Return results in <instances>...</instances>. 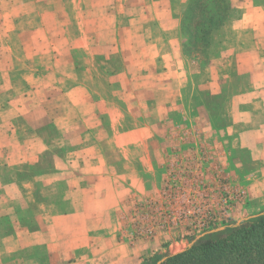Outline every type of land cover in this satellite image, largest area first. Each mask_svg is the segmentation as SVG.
Masks as SVG:
<instances>
[{
    "label": "crops",
    "instance_id": "1",
    "mask_svg": "<svg viewBox=\"0 0 264 264\" xmlns=\"http://www.w3.org/2000/svg\"><path fill=\"white\" fill-rule=\"evenodd\" d=\"M225 1L229 5L225 27L236 31L239 41L241 33L250 28L255 56L261 65L264 64L262 0ZM187 2L0 0V57L11 62V67L4 73L20 70L28 90L23 92L20 103L15 105L17 114H24L43 101L49 103L56 95L66 103L69 114H73L70 123L60 132L62 138L71 136L78 141L76 147L65 153L66 167L71 174L63 184L68 192L79 191V194L66 199L61 213H80L87 226L86 233L92 232L88 236L87 248L94 251L97 260L90 264H141L145 258L148 260L157 254L164 257L165 242L176 239L182 232V228L172 226L167 232L157 230L148 237L131 239L130 236L137 205L148 194L155 195L161 190L167 176L164 170L176 159V151H170L165 136H177L168 128L179 118L172 111L181 104L180 101L174 104L166 100L152 103L137 94L158 88L159 82L147 81L146 76L163 72L174 74L178 79L183 72L181 68L186 59L181 44L185 36L180 22ZM134 7L143 14L150 8L151 15L149 19L140 20L136 24L137 31L129 35L128 47L122 54L125 58L121 59L118 73L125 77L122 91L114 98L104 99L101 91L94 87L97 65L91 60L99 51L92 49L102 34L113 30V37L106 43L107 51L110 56L123 53L119 48L123 40L121 32L123 29L131 30L130 13ZM145 30L153 33L143 37L145 44H135L138 34H145ZM81 49L86 50V55L82 58L83 62L78 63L74 52ZM192 61L196 62L195 59ZM3 71L0 69L1 73ZM115 75L118 76L107 75V79ZM244 86L248 88L247 84ZM254 88L264 94V83ZM177 89H181L179 82ZM97 100L103 101L102 111L96 108ZM232 100L237 103L231 114L232 121L226 125L225 132L223 129L220 133L223 141L230 134L235 135L239 144L234 160L236 173L233 177L229 173L224 175L230 184V179L233 181L236 177L237 187L245 193L239 205L241 208L232 213L238 221L242 216L264 214V98L248 99L247 102L244 99L241 103L240 99ZM5 104L0 101V108ZM27 104L29 107H26ZM239 104L247 111L240 110ZM83 108L85 110L80 114ZM207 110L210 116L215 112L212 105ZM123 123L131 124L116 129ZM99 131H103L102 136ZM107 148L125 149V163L109 161ZM246 148L249 149L248 155L245 154ZM128 158L139 159L143 167L153 174L162 169L153 187L152 182L147 183L149 180L141 178L130 167ZM209 169L217 171L219 165L212 162ZM205 180L213 183L214 175H207ZM57 184L51 181L43 186L47 190L45 198L57 194ZM12 198H0V217L14 213L12 208L17 209V198ZM11 200L13 207L6 205ZM45 213H52L50 204ZM123 213H129V216ZM225 227L217 226L214 231ZM46 234L41 227L30 230L26 245L30 254L24 255L25 249L21 248L17 261H22L24 256L25 264H88L78 258L82 254L81 247L74 249L75 260L68 261V258L59 256L55 261H44L34 248L45 244L49 254L52 253L55 258L59 254L58 246L48 242ZM151 255L154 256L149 257Z\"/></svg>",
    "mask_w": 264,
    "mask_h": 264
},
{
    "label": "rangeland",
    "instance_id": "2",
    "mask_svg": "<svg viewBox=\"0 0 264 264\" xmlns=\"http://www.w3.org/2000/svg\"><path fill=\"white\" fill-rule=\"evenodd\" d=\"M262 2L264 4V0ZM140 13L142 11L134 7L130 13L133 23L131 30L123 29L121 32L123 40L119 48L123 53L118 52L116 55L110 56L107 51L109 48L106 47L108 46L106 43L111 39V36L113 37V30L102 34L98 38L95 48L92 49V51H99L95 56L112 59L109 63L110 69H116L121 65V59L125 58L122 54L128 47L129 35L138 29L136 24L140 20L150 18V8L145 11V14ZM222 31V35L215 36V40L220 42L212 50L217 51L215 56L194 58L183 54L186 60L182 64L181 71L183 70V72L180 73L179 80L174 74H164L163 72L151 75V77L146 76L147 81L159 82L158 88L153 87L147 92L140 91L137 94L139 98L152 103L163 100L174 104L177 101L181 102L180 106L172 111L175 115H179V118L171 123L173 125L168 128L173 133L176 132L177 136L170 138L165 136L170 151H176L174 153L176 159L167 166V170H164L165 175L172 172L184 177L188 173L186 169H183L186 161L189 160L194 167L195 159L199 156L204 158L202 168L205 176L214 175L218 172L221 175L229 173L233 177L236 173L234 160L239 144L233 134H230L226 141H223L220 132L223 129L225 132L226 125L232 121L233 108L237 107V103L232 99H240L241 103V100L244 99L247 102L248 99L264 98V94L254 88L264 83V64L261 65L255 56L252 41L253 33L250 28L241 33L240 41L236 31L230 29ZM152 33L153 31L148 30H145V34L139 33L135 44H145L143 37ZM220 49L223 50L220 51ZM85 51L81 49L74 52L78 63L83 62L82 58L86 55ZM101 51L102 53H100ZM194 59L196 62L192 61ZM96 60L98 63L102 62L95 57L91 61L95 62ZM9 67H11V62L0 57V69L4 70L3 73L0 72V101L6 103L0 108V198H17V209L13 210L12 208L14 213L0 217V264H25L24 256L21 257L22 261H17L20 257L19 252L22 248V250L25 249L24 255L30 254V249L26 246L29 241L28 233L30 230L39 227L46 230L48 242L56 244L59 251L57 258H55L52 253L47 252L45 244L34 248L35 253L43 256L44 261H55L59 256L63 259L66 258V260L68 258V261L75 260L77 255L74 249L81 247L83 248L82 254L78 258L82 261L85 260L88 264L95 262L97 257L94 251L87 248L89 246L88 236L92 232L86 233L87 226H85L84 219L80 218L81 214L61 213L66 199L79 194V191L68 192L65 184H63L71 174L66 167L65 153L67 150L76 147L78 141L71 136L62 138L60 132L63 127L70 123L73 114H69L66 110V103L59 100L58 95L49 103L43 101L38 107L26 113L17 114L15 105L20 103L21 95L28 90L25 89L27 86L25 85V87L23 84L20 70L4 73ZM259 67L261 72H259ZM124 82L125 77L121 74L107 79V75L100 73L94 87L101 91L104 99H110L122 91L121 87ZM178 82L181 84L180 90L177 89ZM245 84L248 85V88H245ZM223 99L224 102L222 103ZM221 103L222 106H220ZM102 104L103 101H96V108L99 111H102ZM209 105H212L215 111L211 114L212 116L207 110ZM26 107L29 105L27 104ZM239 107L240 110L247 111L245 106L242 107L239 104ZM84 110V108L81 109L80 114ZM129 124L131 123H123V125H118L116 129L119 130ZM102 134L103 131H99V135L102 136ZM158 143L156 141L157 145ZM125 151V149L107 148L106 153L109 154V161H118L120 164L125 163ZM245 151V154L248 155L249 149ZM128 161L130 167L138 172L141 178L149 180L147 183L152 182L153 187L162 169L153 174L143 167L139 159L128 158ZM212 162L219 165V170L211 171L209 169ZM155 164L158 165L156 162ZM162 165L161 163V168ZM123 169H125L124 166ZM51 181L58 183L57 194L47 199L45 198L47 190L43 186ZM179 181L182 184L184 180L181 178ZM230 182L232 187L238 188L236 177L233 178V181L230 179ZM162 188L160 189L162 190ZM161 190L155 195L148 194L145 200H141L137 205V213H134V225L130 235L131 239L145 237L139 234L138 230L158 221L159 213H157L156 206L163 200ZM12 204V200L6 202L9 207H13ZM49 204L52 213H45ZM165 204L162 202V206ZM240 208L241 206H238L235 210ZM123 214L126 217L129 216V213ZM247 218L251 217L242 216L237 221L232 214L218 226H233ZM130 223L132 222L130 221ZM168 229L166 227L158 230L167 232ZM200 235L182 228L179 237L165 242L164 257L182 250ZM34 251L32 250V252ZM152 256L154 255L149 257Z\"/></svg>",
    "mask_w": 264,
    "mask_h": 264
},
{
    "label": "trees",
    "instance_id": "3",
    "mask_svg": "<svg viewBox=\"0 0 264 264\" xmlns=\"http://www.w3.org/2000/svg\"><path fill=\"white\" fill-rule=\"evenodd\" d=\"M228 8L225 0H188L180 22V29L185 33L181 47L184 55L194 58L215 56L217 51L212 50L220 43L215 36L222 35V30L227 29ZM94 57L102 61H93L97 65V79L100 73L111 76L119 72L120 66L110 69L111 58ZM162 258L163 255L157 254L141 264H156ZM159 264H264V214L233 226L226 225L220 231L205 233L190 246L164 257Z\"/></svg>",
    "mask_w": 264,
    "mask_h": 264
},
{
    "label": "built area",
    "instance_id": "4",
    "mask_svg": "<svg viewBox=\"0 0 264 264\" xmlns=\"http://www.w3.org/2000/svg\"><path fill=\"white\" fill-rule=\"evenodd\" d=\"M203 160L200 156L196 158L194 167L187 160L183 169L188 173L184 177L169 172L161 190L163 200L156 206L159 219L138 230L139 234L148 237L158 229L172 226L203 234L231 217L236 207L241 205L244 191L232 187L218 172L214 174L213 183L207 182ZM181 178L184 180L182 184ZM162 202L166 204L162 206Z\"/></svg>",
    "mask_w": 264,
    "mask_h": 264
},
{
    "label": "water",
    "instance_id": "5",
    "mask_svg": "<svg viewBox=\"0 0 264 264\" xmlns=\"http://www.w3.org/2000/svg\"><path fill=\"white\" fill-rule=\"evenodd\" d=\"M214 230H216V229H212V230L207 231V232H205V233L213 232ZM205 233H203V234H205ZM203 234H201V235H203ZM201 235H200V236H201ZM198 237H199V236H198ZM198 237H197V238H198ZM197 238H196V239H197ZM196 239H195V240H196ZM195 240H194V241H195ZM194 241L190 242V243L188 244V246H190ZM163 259H164V257H163L162 259H160L159 261H157L156 264H159Z\"/></svg>",
    "mask_w": 264,
    "mask_h": 264
}]
</instances>
